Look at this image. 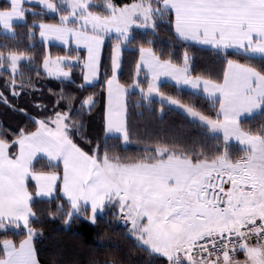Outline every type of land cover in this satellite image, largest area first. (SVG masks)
Masks as SVG:
<instances>
[{
	"label": "snow or ice",
	"instance_id": "snow-or-ice-1",
	"mask_svg": "<svg viewBox=\"0 0 264 264\" xmlns=\"http://www.w3.org/2000/svg\"><path fill=\"white\" fill-rule=\"evenodd\" d=\"M0 107V264H41L49 220L97 227L87 264H264V0H3Z\"/></svg>",
	"mask_w": 264,
	"mask_h": 264
},
{
	"label": "trees",
	"instance_id": "trees-1",
	"mask_svg": "<svg viewBox=\"0 0 264 264\" xmlns=\"http://www.w3.org/2000/svg\"><path fill=\"white\" fill-rule=\"evenodd\" d=\"M0 3H3V0H0ZM161 40L167 41L168 34L166 32H161ZM37 49L39 52L41 45L39 43V38L37 37ZM50 50L53 54L60 53L62 51L61 47L57 45H51ZM107 48L105 49V54L107 55ZM193 54L195 56V64L194 67L197 72L203 70L204 68H212L215 74H220L222 72V66L218 60L214 57L213 53L209 50H200L194 49ZM136 53L133 52H125L124 58L126 61V66L131 65L132 61L135 59ZM75 76L79 77V69L74 70ZM124 80H127V67L125 70V75L123 77ZM79 83V80H77ZM43 83L48 87L55 88L59 90V82L54 79L44 80ZM67 88L69 90L75 91L74 85H68ZM166 91H173V89L168 88ZM92 91L96 92L97 99L100 101V105H102L104 101V93L103 89L97 85L96 88L92 89ZM100 105H98L97 109L94 112H99ZM154 107H158L155 105ZM207 110V109H206ZM0 119L6 121V123L12 128L16 127V119L10 114H5L3 112L2 107H0ZM98 122V121H97ZM259 122V117L255 120L251 121L250 124L255 126V124ZM185 124L188 128L190 125H187L184 117L178 113H170L165 118L163 123L156 120L155 114H149L145 112L144 117L141 120L140 127L143 128L146 124L149 126V131L154 129H164L167 130L169 125H179ZM138 146L135 142L130 146L129 152L135 153L136 148ZM40 209L43 210L47 207V205H39ZM44 228V237L41 238L39 243L37 244V248L39 251V258L41 260V264H52L53 258L58 251H66L69 253H74L75 258L79 261V264H87L90 255H99L98 253L93 252V247L95 245L94 237L97 236V227L88 224L87 222L78 223L72 226L70 230L65 229L64 226L59 222V220L55 221H46L43 225ZM101 233L106 230V226H100ZM113 229H116V233L114 234L111 230L108 231V237L114 243H119L122 247L128 243L127 240L124 239L122 235L119 234V226L117 224H113ZM15 239H19L20 237H14Z\"/></svg>",
	"mask_w": 264,
	"mask_h": 264
},
{
	"label": "rangeland",
	"instance_id": "rangeland-1",
	"mask_svg": "<svg viewBox=\"0 0 264 264\" xmlns=\"http://www.w3.org/2000/svg\"><path fill=\"white\" fill-rule=\"evenodd\" d=\"M55 45V44H54Z\"/></svg>",
	"mask_w": 264,
	"mask_h": 264
}]
</instances>
